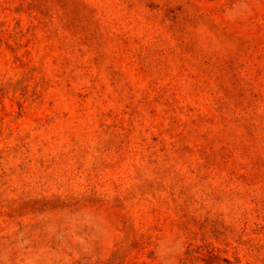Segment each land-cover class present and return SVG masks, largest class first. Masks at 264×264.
Returning a JSON list of instances; mask_svg holds the SVG:
<instances>
[{"label":"rangeland","instance_id":"obj_1","mask_svg":"<svg viewBox=\"0 0 264 264\" xmlns=\"http://www.w3.org/2000/svg\"><path fill=\"white\" fill-rule=\"evenodd\" d=\"M0 264H264V0H0Z\"/></svg>","mask_w":264,"mask_h":264}]
</instances>
